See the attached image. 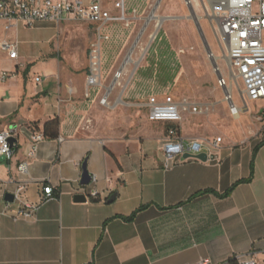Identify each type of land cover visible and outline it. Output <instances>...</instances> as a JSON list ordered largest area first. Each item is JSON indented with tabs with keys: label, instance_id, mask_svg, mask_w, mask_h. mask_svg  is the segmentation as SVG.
<instances>
[{
	"label": "crops",
	"instance_id": "crops-1",
	"mask_svg": "<svg viewBox=\"0 0 264 264\" xmlns=\"http://www.w3.org/2000/svg\"><path fill=\"white\" fill-rule=\"evenodd\" d=\"M114 1L105 0L112 12ZM156 1L126 0L130 23L103 27L108 39L102 42V82L91 87L86 83L89 55L81 65L38 39V31L59 29L60 23L18 22L7 28L0 19V72L9 74L0 79V130L19 127L15 157H0V264H197L201 258L219 264L238 254L264 262V144L253 179L223 196L251 175L255 149L264 141V107L251 111L257 124L243 138L223 134L213 159H187L166 168L162 144L174 124L150 121L144 105L152 95L177 92L190 51L202 39L197 23L211 52L205 22H212L206 0ZM153 17L159 30L131 69L125 58L130 49L132 56L136 51L132 39L139 24L145 28ZM86 24L95 39L96 25ZM3 41L18 43L16 58L2 49ZM132 60L129 55L126 61ZM190 68L199 70L193 63ZM201 85L199 77H191V87ZM188 98L200 105L210 102L197 93ZM224 101L234 119L257 102L248 101L247 110L233 115L225 93ZM186 115L195 114H184L181 133L196 138ZM54 118L60 120L59 136L40 143L28 173L21 175L18 164L26 158L32 133L44 131ZM85 160L98 181L85 187V201H76L83 193ZM20 181L28 182L25 198L40 206L32 217L15 220L18 204L6 212L4 196ZM48 192L55 197L41 202ZM135 212L133 219L125 218Z\"/></svg>",
	"mask_w": 264,
	"mask_h": 264
},
{
	"label": "built area",
	"instance_id": "built-area-1",
	"mask_svg": "<svg viewBox=\"0 0 264 264\" xmlns=\"http://www.w3.org/2000/svg\"><path fill=\"white\" fill-rule=\"evenodd\" d=\"M162 0H157L156 4ZM188 5L191 0H185ZM155 4V5H156ZM115 12L105 6V0H0V19L6 20L7 28L21 22L32 26L37 21H55L61 23L67 20H77L96 25V38L89 50V72L86 78L88 87L101 85L102 82V42L108 36L102 32L103 27L111 24H129L130 16L127 13L126 0L114 1ZM207 13L211 19L213 30L218 42L228 59L232 74L242 84V96L245 105L239 107L235 103L233 86L229 76H225L221 67L216 63L215 69L219 74L218 84L225 91V100L230 105L233 115H239L241 110H247L248 101L264 99V0H206ZM136 17V13H134ZM216 21V23H214ZM2 49L10 58L18 56V43L3 41ZM210 56H215L210 52ZM121 71L115 76H120ZM8 71L0 72V79L5 80ZM41 78L38 77L37 81ZM108 92L104 94L101 103L107 104ZM148 109V118L154 122H171L174 125L168 129L163 139V161L166 168L187 159H195L194 155L207 153L212 159L216 150L223 144L222 136L198 139L185 138L179 128L184 114H198L210 109L209 105H200L185 97L177 100L175 96L166 94L163 97L152 95L144 105ZM264 118V110L261 111ZM19 138V127L13 126L0 130V157L12 160L16 154L17 143H11L10 138ZM47 137L43 131H34L31 135L30 148L26 158L18 164V172L26 175L30 167V159L34 158L40 143ZM188 154L189 158H184ZM98 178L93 176L92 183ZM89 184V185H90ZM83 193L85 196V187ZM28 187L27 181L16 183L14 201H6L5 211L12 204L17 203L18 208L13 215L15 220L30 218L40 206L25 198ZM96 197L97 191L90 192ZM55 197L54 192L42 196L41 202ZM197 264H214L208 258H201ZM219 264H264L256 257L245 254L235 255Z\"/></svg>",
	"mask_w": 264,
	"mask_h": 264
},
{
	"label": "rangeland",
	"instance_id": "rangeland-1",
	"mask_svg": "<svg viewBox=\"0 0 264 264\" xmlns=\"http://www.w3.org/2000/svg\"><path fill=\"white\" fill-rule=\"evenodd\" d=\"M152 15L151 12L147 19ZM156 20V17L151 18L149 23L144 26L145 28H142L141 23L139 24V31L137 29L138 34L136 38L132 39L131 44L136 51L132 56L130 49L125 58V64L131 65V69H134L139 64L143 53L152 40L153 34L159 30ZM214 23H216V21H214ZM205 28L207 38L212 46L211 52L215 56H210V51L204 47L202 39L199 36V47L196 48V50H191L192 53L190 51L189 62L186 63L187 65L184 68L186 71L182 72L183 75L178 82L177 92H173L172 94L177 100H180L185 97H190V93H197L199 98L210 101L208 103L210 106L209 110L195 114L193 117L186 115L189 117L188 120L191 124V131L196 134V138L205 139L223 136V134H231L232 138L238 137L241 139L245 134L249 133L250 129L255 127V124H257L252 119L251 111H254L256 106L257 108L264 107V99L258 100L256 104L251 102L250 111L242 113L240 119H234L230 115L228 105L224 101L225 91L218 84L219 74L215 69V64L217 63L221 67L225 76H229V80L233 86L235 103L239 107L242 106V101L239 97V94L242 96V84L232 74L228 59L218 42L211 23L205 22ZM163 30L165 31V28ZM143 34V39L138 43L139 37ZM38 39L51 49L60 51L61 58L64 59L65 55L70 56L77 62L81 61V65L86 63L90 47L95 40L87 24L77 20L62 21L59 29L55 26L43 28L38 31ZM129 55H131L133 60L127 62L126 60ZM192 63L194 66L198 67L199 70L197 72L191 70L190 65ZM210 73L215 74L213 79L209 78ZM195 75L202 81L200 87L190 86L191 77ZM136 110L137 113H139L137 108ZM141 116H143V112Z\"/></svg>",
	"mask_w": 264,
	"mask_h": 264
},
{
	"label": "water",
	"instance_id": "water-1",
	"mask_svg": "<svg viewBox=\"0 0 264 264\" xmlns=\"http://www.w3.org/2000/svg\"><path fill=\"white\" fill-rule=\"evenodd\" d=\"M197 27H198L199 33H200V35H201V37L203 39V42L207 45L206 37H205L204 32H203V30H202V28H201V26H200L199 23H197ZM10 142L12 144L13 143H17L18 142V139L15 138V137H11L10 138ZM189 157H190V155H188V154H186L184 156V158H189ZM194 157L197 158V159H200L202 161H207L209 159L207 153H205V152L196 154V155H194ZM214 157H215V155L212 156V159ZM92 178H93V175L88 171V168H87V160H85L83 162V164H82V176H81L80 182H81L82 185H89L91 183V181H92ZM114 197H115V195H113L110 198V201L113 200ZM4 199L6 201H8V202H13L14 201V195H13V193L7 192L5 194V196H4ZM75 200L76 201H85L86 200V196L84 194H77L75 196Z\"/></svg>",
	"mask_w": 264,
	"mask_h": 264
},
{
	"label": "trees",
	"instance_id": "trees-1",
	"mask_svg": "<svg viewBox=\"0 0 264 264\" xmlns=\"http://www.w3.org/2000/svg\"><path fill=\"white\" fill-rule=\"evenodd\" d=\"M59 127H60L59 118L51 119V120H49V121H47L45 123L43 133L48 138H57L59 136ZM262 144H264V141L259 146H257V148L255 149L254 156H253L252 163H251V175H250V177L247 178V179H241L240 181L235 183L226 193L223 194V196L229 195L238 184L243 183V182H250L253 179L254 174H255V158H256V154H257V151H258L259 147ZM135 214H136V212L133 213L131 216L125 217V218L131 220V219L134 218Z\"/></svg>",
	"mask_w": 264,
	"mask_h": 264
}]
</instances>
